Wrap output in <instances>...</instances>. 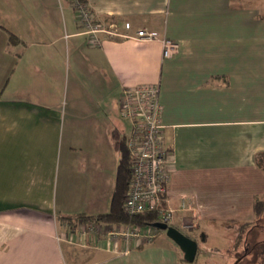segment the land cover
Masks as SVG:
<instances>
[{
    "label": "crops",
    "instance_id": "obj_1",
    "mask_svg": "<svg viewBox=\"0 0 264 264\" xmlns=\"http://www.w3.org/2000/svg\"><path fill=\"white\" fill-rule=\"evenodd\" d=\"M87 1L118 34L91 43L68 0H0V264H192L201 248L186 262L167 233L138 245L83 234L82 219L62 215L109 212L121 154L114 132H130L113 125L123 92L157 83L171 225L198 241L256 219L264 0ZM140 28L179 51L164 57L160 40L135 36Z\"/></svg>",
    "mask_w": 264,
    "mask_h": 264
},
{
    "label": "built area",
    "instance_id": "obj_2",
    "mask_svg": "<svg viewBox=\"0 0 264 264\" xmlns=\"http://www.w3.org/2000/svg\"><path fill=\"white\" fill-rule=\"evenodd\" d=\"M74 8L78 22L89 34L91 43L101 42L100 33L110 36L118 34L112 25L106 27L95 19L91 6L86 0H68ZM130 28L131 24L126 23ZM136 37L158 39L162 44L163 56L175 55L179 43L157 30L140 28ZM160 87L157 83H146L126 87L120 102L121 114L131 121L127 136V146L131 156L130 187L124 202V209L130 215L142 212H155L158 221L172 224L175 209L167 204V189L171 178V151L165 145L162 122V105L159 99ZM83 234L101 233L112 239L122 237L133 240L138 245L152 242L158 234V228L147 225H130L96 220L78 222Z\"/></svg>",
    "mask_w": 264,
    "mask_h": 264
},
{
    "label": "rangeland",
    "instance_id": "obj_3",
    "mask_svg": "<svg viewBox=\"0 0 264 264\" xmlns=\"http://www.w3.org/2000/svg\"><path fill=\"white\" fill-rule=\"evenodd\" d=\"M119 113L116 115L119 123L113 122V125L119 127L122 133H126L131 128V121L121 114V109ZM262 162L264 164V157ZM242 230L244 233L240 238ZM160 233H166V230L158 229V234ZM187 233L191 235L192 232ZM238 243L237 249L232 247ZM198 244L201 252L192 264H257V255L264 247V212L259 219L247 224L238 223L230 230L216 227L212 233L204 232L198 237ZM238 255L243 258L239 259Z\"/></svg>",
    "mask_w": 264,
    "mask_h": 264
},
{
    "label": "trees",
    "instance_id": "obj_4",
    "mask_svg": "<svg viewBox=\"0 0 264 264\" xmlns=\"http://www.w3.org/2000/svg\"><path fill=\"white\" fill-rule=\"evenodd\" d=\"M87 1V0H86ZM11 39H18L15 35H11ZM114 138L116 140V147L120 151V160L117 172V181L115 186V191L113 193L111 208L109 212L101 213L98 215H87L86 213L80 212L72 215H62L63 219H67L69 223H73L75 219H82L83 221L96 220L99 222H111L120 224H130V225H140L147 226L151 225L153 222L158 221V216L155 212H142L136 215H130L126 213L124 209V202L126 195L130 187L131 180V156L127 146V136H122L118 131L114 132ZM263 158V157H262ZM256 219H259L264 212V199L262 197H257L254 205ZM249 222H246V224ZM244 230L241 231L239 237L241 238ZM238 237V238H239ZM239 238V240H240ZM238 245L233 244V248L237 249ZM239 254V253H238ZM247 254V253H246ZM258 263L264 264V247L258 253ZM238 258H243V256L238 255Z\"/></svg>",
    "mask_w": 264,
    "mask_h": 264
},
{
    "label": "water",
    "instance_id": "obj_5",
    "mask_svg": "<svg viewBox=\"0 0 264 264\" xmlns=\"http://www.w3.org/2000/svg\"><path fill=\"white\" fill-rule=\"evenodd\" d=\"M151 225L158 229L166 230L167 235L173 239L182 250L183 258L186 262L192 263L195 261L199 249V244L196 239L166 222L156 221Z\"/></svg>",
    "mask_w": 264,
    "mask_h": 264
}]
</instances>
